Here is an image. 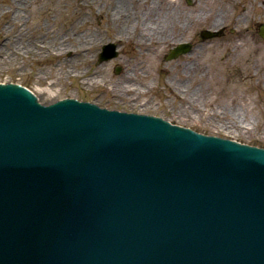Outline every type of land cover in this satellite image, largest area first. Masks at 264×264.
<instances>
[{"label":"water","instance_id":"1","mask_svg":"<svg viewBox=\"0 0 264 264\" xmlns=\"http://www.w3.org/2000/svg\"><path fill=\"white\" fill-rule=\"evenodd\" d=\"M0 264H264V149L0 84Z\"/></svg>","mask_w":264,"mask_h":264},{"label":"rangeland","instance_id":"2","mask_svg":"<svg viewBox=\"0 0 264 264\" xmlns=\"http://www.w3.org/2000/svg\"><path fill=\"white\" fill-rule=\"evenodd\" d=\"M83 1L0 0V83L26 86L43 105L73 98L264 148V42L242 38L240 19L225 22L226 36L166 61V45L139 34L144 6L120 3L118 20L107 16L113 8L85 9ZM107 42L118 43V56L97 63Z\"/></svg>","mask_w":264,"mask_h":264},{"label":"flooded vegetation","instance_id":"3","mask_svg":"<svg viewBox=\"0 0 264 264\" xmlns=\"http://www.w3.org/2000/svg\"><path fill=\"white\" fill-rule=\"evenodd\" d=\"M85 1V2H84ZM83 4H92L104 11V8L115 9L120 4L144 6L143 17L146 18L147 30L151 38L158 39L166 45L165 54L179 41H189L193 48L200 38L202 30L221 29L218 37L227 33L225 22L232 16L240 19V35L264 42L260 26L264 24L257 15L264 10V0H84ZM119 1V2H116ZM191 10V11H190ZM113 11V10H112ZM107 13V12H106ZM264 17V13H263ZM82 21H87L88 14H82ZM113 20L114 17H109ZM108 18V19H109ZM136 19L140 16H135ZM102 19V18H101ZM209 22L211 26L200 29V23ZM220 22V26L213 25ZM208 23V24H209ZM34 32L32 28L25 29ZM33 36V35H32ZM226 36V35H225ZM217 37V38H218ZM170 41V43H167Z\"/></svg>","mask_w":264,"mask_h":264},{"label":"bare ground","instance_id":"4","mask_svg":"<svg viewBox=\"0 0 264 264\" xmlns=\"http://www.w3.org/2000/svg\"><path fill=\"white\" fill-rule=\"evenodd\" d=\"M116 2H119V1H116ZM119 5L120 4H118L116 7H115V9H117L118 7H119ZM116 18H118V20H120L121 19V17H118V16H115ZM116 18H114L113 19V24L115 25V26H117V19ZM144 25V29L143 28H139V34L141 35V34H143V36H148V37H150L149 36V31L147 30V24L146 23H144L143 24ZM215 25H217V23H215ZM121 26H125V25H123V23H121ZM130 28H131V25H130ZM126 34L128 35V34H130V30L128 31V29H127V31H126ZM132 34V33H131ZM150 39L152 40V42H159V40L158 39H155L154 40V38H151L150 37ZM83 45H85L84 43H83ZM238 47H242V45L240 44V43H238V45H237ZM149 47H152L151 45H149ZM79 50H81L80 48H79ZM78 53H80V52H78ZM81 54V53H80ZM90 80V82H92L93 80L92 79H89ZM87 81V80H86ZM89 82V81H88ZM124 91H130V89H129V87L127 86L126 88L124 87V86H122L121 87Z\"/></svg>","mask_w":264,"mask_h":264}]
</instances>
